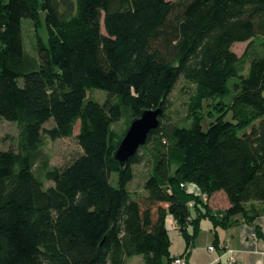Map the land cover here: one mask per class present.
<instances>
[{
	"label": "trees",
	"instance_id": "1",
	"mask_svg": "<svg viewBox=\"0 0 264 264\" xmlns=\"http://www.w3.org/2000/svg\"><path fill=\"white\" fill-rule=\"evenodd\" d=\"M42 14L47 40L32 55L23 20L38 33ZM256 38L243 75L249 51L232 47ZM181 80L193 87L188 126L165 113ZM97 90L103 103L87 97ZM159 106L158 128L122 168L114 154L131 122ZM206 107L219 116L204 129ZM0 120L19 127L18 151L0 150V264H175L202 220L216 230L264 215V0H0ZM77 124L82 154L51 167L44 139L71 138ZM149 145L136 196L128 185ZM217 192L228 208L212 213L204 197Z\"/></svg>",
	"mask_w": 264,
	"mask_h": 264
},
{
	"label": "rangeland",
	"instance_id": "2",
	"mask_svg": "<svg viewBox=\"0 0 264 264\" xmlns=\"http://www.w3.org/2000/svg\"><path fill=\"white\" fill-rule=\"evenodd\" d=\"M103 33L105 32L102 28ZM37 37H39L43 42L46 43L47 31L45 25V15L42 14L41 25L38 28V33H36L35 28L30 20H23V39L24 48L30 54H35L36 52V42ZM260 38H256L254 42V47H251L249 42L247 43H237L232 47V52L235 53L239 58H241L246 51H249V58L244 62L243 75L247 74L249 68V60L256 55L257 50H259ZM192 85L181 80L176 86L175 90L172 92L168 99V109L166 110V115L170 120L179 126H188L187 121V105L189 101V95L191 93ZM88 99L103 103L107 95L102 91H94L88 94ZM208 112H212L213 115L210 116ZM205 119L203 121L204 129L219 116V113L212 109L211 107H206L204 109ZM230 119V116L227 117ZM53 125V121L46 124V128H50ZM118 133H122L125 130V122L122 120L114 127ZM79 126L77 124L74 135L71 138L59 139L57 141H51L47 138L44 139L43 152L49 157L51 167H64L71 163L75 158L82 154V150L77 142L76 136L78 134ZM249 131V129H247ZM127 132V131H126ZM18 141H19V127L17 123L7 122L0 120V150L8 151H18ZM141 155L143 157V162L139 165L133 167L135 177L134 180L128 185V190L133 192L134 195H142L143 184L145 180L151 174L153 168V156H152V145L146 147L142 150ZM39 164L35 167L36 172H39ZM111 184L113 187H118V177L116 174L111 176ZM52 186V183H46V187ZM206 220V219H205ZM206 230V227H202L201 232ZM171 247L170 250L173 254L177 255L184 251L185 241L182 236L177 231H170ZM203 242V246H207L206 235L199 234L195 239V247L200 246ZM194 247V246H193ZM195 255L202 256L200 249L195 251ZM185 260V257H183ZM186 262V261H185ZM126 264H144L141 256H136L126 260Z\"/></svg>",
	"mask_w": 264,
	"mask_h": 264
},
{
	"label": "crops",
	"instance_id": "3",
	"mask_svg": "<svg viewBox=\"0 0 264 264\" xmlns=\"http://www.w3.org/2000/svg\"><path fill=\"white\" fill-rule=\"evenodd\" d=\"M191 189L199 193L196 187ZM205 199L204 204L212 213L228 208V200L223 192H217ZM167 223L169 234L172 230L176 231V224L171 218H168ZM202 227H206L204 233L200 234L206 235L207 246H203L201 242L199 247H195L194 242L187 251L185 247L183 252L171 254L179 257L186 251V264H264V215L259 216L252 225L240 223L231 228L215 230L212 223L204 219L200 224L201 229ZM209 247L214 250L210 251ZM197 249L201 250V257L195 255Z\"/></svg>",
	"mask_w": 264,
	"mask_h": 264
},
{
	"label": "water",
	"instance_id": "4",
	"mask_svg": "<svg viewBox=\"0 0 264 264\" xmlns=\"http://www.w3.org/2000/svg\"><path fill=\"white\" fill-rule=\"evenodd\" d=\"M162 115L163 108L159 106L157 109L143 111L140 117L131 122L114 154L122 168L146 144L149 134L158 128Z\"/></svg>",
	"mask_w": 264,
	"mask_h": 264
},
{
	"label": "built area",
	"instance_id": "5",
	"mask_svg": "<svg viewBox=\"0 0 264 264\" xmlns=\"http://www.w3.org/2000/svg\"><path fill=\"white\" fill-rule=\"evenodd\" d=\"M190 192H191V193H196V192H194V190H191ZM205 198H206V197H204V201H206ZM209 250H210V251H213L214 248H213V247H209ZM175 264H186V262H185V260H184L183 258H178V259L175 261Z\"/></svg>",
	"mask_w": 264,
	"mask_h": 264
}]
</instances>
